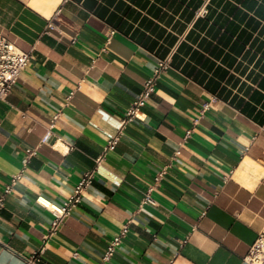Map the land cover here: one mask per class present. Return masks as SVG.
Here are the masks:
<instances>
[{
	"label": "crops",
	"instance_id": "crops-1",
	"mask_svg": "<svg viewBox=\"0 0 264 264\" xmlns=\"http://www.w3.org/2000/svg\"><path fill=\"white\" fill-rule=\"evenodd\" d=\"M0 33L31 50L0 99V264L43 243L37 264H247L264 225V0H0Z\"/></svg>",
	"mask_w": 264,
	"mask_h": 264
},
{
	"label": "built area",
	"instance_id": "built-area-1",
	"mask_svg": "<svg viewBox=\"0 0 264 264\" xmlns=\"http://www.w3.org/2000/svg\"><path fill=\"white\" fill-rule=\"evenodd\" d=\"M206 12L204 6L196 10V15H203ZM51 25V24H49ZM31 57V50L22 51L20 50L12 41H10L6 36L0 33V99H5L15 83L19 79L22 72L25 70L29 58ZM168 58H165L158 62L157 67L154 70L153 75L148 77L144 83L143 88L137 97L132 102L130 108L126 112V117L122 119L121 124L127 120L139 117V108L144 105L145 101L148 99L150 94L154 90L155 82L157 75L160 70L164 69L168 65ZM50 137V131L47 132L42 137V142H46ZM117 140V136H113L108 140L107 148H113ZM27 155L34 153L33 149L26 150ZM95 169L86 171L79 178L77 183L74 185L71 194L67 199L62 203V205L53 210V219L50 224L49 234L53 233L62 219L66 216H69L74 209L78 206L82 192L84 189L91 183L94 177ZM159 176V175H158ZM158 176L155 178V181L158 179ZM152 188L146 191V194L143 197V202L154 203L153 198L150 195ZM11 190V184L6 185L4 188V193H9ZM3 199L0 198V206H2ZM126 232V226L122 228L118 235H115L110 242L105 247V250L102 253L101 259L103 262L108 261L118 244L122 236ZM48 237V236H47ZM44 250L43 245L38 248L35 253L26 261L27 264H37L39 260V255ZM244 261L247 264H264V225L260 231H258L257 236L253 243L250 245L247 255L244 258Z\"/></svg>",
	"mask_w": 264,
	"mask_h": 264
}]
</instances>
